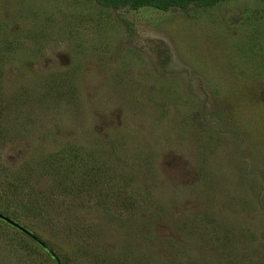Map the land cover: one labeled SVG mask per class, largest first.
Segmentation results:
<instances>
[{
  "label": "rangeland",
  "instance_id": "1",
  "mask_svg": "<svg viewBox=\"0 0 264 264\" xmlns=\"http://www.w3.org/2000/svg\"><path fill=\"white\" fill-rule=\"evenodd\" d=\"M0 213L60 264H264V0H0ZM0 264H56L0 220Z\"/></svg>",
  "mask_w": 264,
  "mask_h": 264
},
{
  "label": "trees",
  "instance_id": "2",
  "mask_svg": "<svg viewBox=\"0 0 264 264\" xmlns=\"http://www.w3.org/2000/svg\"><path fill=\"white\" fill-rule=\"evenodd\" d=\"M99 3L110 6H130L136 7L140 5H152L161 10H165L171 6L185 7L189 4H198V5H209L217 0H96Z\"/></svg>",
  "mask_w": 264,
  "mask_h": 264
},
{
  "label": "water",
  "instance_id": "3",
  "mask_svg": "<svg viewBox=\"0 0 264 264\" xmlns=\"http://www.w3.org/2000/svg\"><path fill=\"white\" fill-rule=\"evenodd\" d=\"M0 220L7 223L8 225L12 226L13 228L19 230L24 235H26L28 238L33 240L35 243H37L40 247H42L54 260L56 264H60L58 259L54 256V254L46 247V245L40 240L35 234L27 230L25 227L21 226L14 220H12L10 217L0 213Z\"/></svg>",
  "mask_w": 264,
  "mask_h": 264
}]
</instances>
